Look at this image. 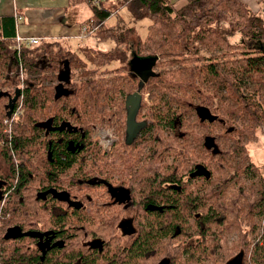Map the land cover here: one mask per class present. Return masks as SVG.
<instances>
[{"label": "trees", "instance_id": "1", "mask_svg": "<svg viewBox=\"0 0 264 264\" xmlns=\"http://www.w3.org/2000/svg\"><path fill=\"white\" fill-rule=\"evenodd\" d=\"M90 4L83 35L110 41L108 50L43 41L19 53L14 32L0 29V196L9 193L12 215L0 227V264H71L75 253L85 255L83 264H264V173L249 151L264 136L263 17L242 0ZM121 6L133 20L149 18L145 37L119 16ZM112 16L119 20L108 24ZM131 52L158 56L164 69L138 80ZM64 64L87 79L58 93ZM137 89L153 103L144 117L155 120L147 128L155 151L140 170L127 166L137 236L125 246L118 232L125 209L105 204L122 147L104 156L91 136L109 123L123 135L124 102ZM53 123L50 131L77 140H43ZM200 167L208 175H196ZM55 195L93 197L85 229L73 226L72 209L45 198ZM52 232L60 248L43 256L35 243ZM94 237L105 241L103 252L86 249Z\"/></svg>", "mask_w": 264, "mask_h": 264}, {"label": "flooded vegetation", "instance_id": "2", "mask_svg": "<svg viewBox=\"0 0 264 264\" xmlns=\"http://www.w3.org/2000/svg\"><path fill=\"white\" fill-rule=\"evenodd\" d=\"M133 45L134 44H132V47ZM132 54L134 56L131 55L133 57H130V60L128 62L129 72L133 74L135 78H137L138 80H145L147 77H150L155 74V70L157 69V62L153 67V69L149 70L145 66H142V64H140L138 56L141 55H136L134 53ZM61 63H64V61H62ZM66 65L67 64H64L66 69L61 68V70L56 71L58 74H60V78L56 82H54L55 84H57L58 93L59 91L60 92L64 91L65 93L68 92L70 83L76 82L72 79L74 71L73 70L70 71ZM42 71L43 72H41L40 75L48 73L47 70H42ZM66 75L68 77L67 79H65ZM137 92L141 95L142 97L141 100L140 98H137L138 97V95H136ZM148 96H149L148 94L143 95L142 90L139 91L138 89L134 90L131 93H128L124 102V110H125L126 118H125L124 127L123 129H121L122 131L121 134L123 135L118 134L116 128L109 123L104 125V140L105 141L108 140L107 143L104 144V147L97 141L95 136L96 132L98 131L97 130L98 128H96L95 132L91 136L92 141H94V143H97V145L101 148L102 152H104V156H112L116 151L117 145L121 144L122 147V149L120 150V162L122 167L120 169V173L118 175L117 180L115 182H112L111 187H109L110 199L108 201V198L106 197L105 199L107 201L105 202V204L109 202L118 203L119 204L118 206H122V208L125 209L121 215V222L118 225V232L119 234L122 235L123 243L125 246H128L132 242V240L135 239L137 236V229L135 228L134 225L136 212L134 208H132V193L130 186L125 184L128 174L129 173L132 174L133 171L130 172V170L127 169V166H130V162H132L134 164V171L140 170L144 165L143 162L147 158H150L152 152L155 151L152 150L148 144L150 140H153L155 134L153 133V136L151 137L147 132V128H149V126L153 122H155V120L148 118L146 119L144 117V114L148 111L147 106L148 105L152 106L153 104L151 100H149ZM128 97H131L129 106L126 105ZM151 106L150 108H152V110L155 111V107H151ZM136 110H138V114L136 117L137 121L136 123L133 124L132 131L130 132V136H129L128 114L130 113L131 115ZM114 122H116V120ZM54 125H55L54 123L51 124L50 127L46 125V127L44 128L45 131L42 133L43 140H46L47 142H51L59 137L66 138V140L70 142H75V140H77L78 137L77 133L69 132V131H64V132L50 131L52 127H58ZM64 125L65 124L62 122L59 126L62 128ZM122 142H125L129 146V148L128 149L125 148ZM135 143H136V148L131 147ZM69 147L71 146L69 145ZM45 150L46 149L43 148V151ZM51 154L52 153L49 152V155ZM3 165L5 166V164ZM169 186L172 187L174 185L170 182H165L164 187L168 188ZM119 189L127 191V194L124 195L125 197L123 198L120 197L121 192H119ZM53 197L54 198H52V196H47L45 198L47 200H53L55 202L54 203L55 206H61L68 209H72L74 211L72 213V216L74 217L76 223L73 224V226L85 229V226L82 225L81 223L90 220L93 214L92 211L96 209V206L88 203L89 201L93 200V197L83 196V195H72V196L55 195ZM94 199L101 200L104 205V197H96ZM66 200L67 203H65ZM55 236H56V232H52L51 235L39 234L38 236L39 241L35 243V245L41 251L40 253L41 255L45 256L48 252L53 253L55 252V250H58V248H60V243L57 242ZM124 239H129V242L125 243ZM96 241H99L100 245ZM85 244L87 245L86 249L90 248L92 250H97L98 252H103L106 246L105 241L100 237L87 239L85 241ZM0 258H2V253L0 254ZM84 260H85V255H78L77 253H75L71 264H83ZM159 264H166V263L161 262Z\"/></svg>", "mask_w": 264, "mask_h": 264}, {"label": "crops", "instance_id": "3", "mask_svg": "<svg viewBox=\"0 0 264 264\" xmlns=\"http://www.w3.org/2000/svg\"><path fill=\"white\" fill-rule=\"evenodd\" d=\"M123 1L106 0V3L115 7ZM242 1L264 19V0ZM93 15L90 0H0V29L5 28L4 32L12 31L14 36L25 38L40 37L44 42L59 41L68 46L71 41L84 40L83 24Z\"/></svg>", "mask_w": 264, "mask_h": 264}, {"label": "rangeland", "instance_id": "4", "mask_svg": "<svg viewBox=\"0 0 264 264\" xmlns=\"http://www.w3.org/2000/svg\"><path fill=\"white\" fill-rule=\"evenodd\" d=\"M184 1H186V0H179L178 2H176V4H178V6H181L184 3ZM120 4L121 3H119V5ZM119 5H116L115 7H114V5H111L110 7L113 10H116L115 8H117ZM119 16L122 17V18H125V20H127V23H128V21H130L128 24L136 26L138 28L140 34H142V36H144V37L146 36L147 26L150 24L149 18H144V19H141V20H133L132 19V15L129 13V11H126V8L121 9V11L119 13ZM117 17L118 16H116V17L112 16L108 20V24H113L117 20H119V18H117ZM128 24H124L123 26H127ZM69 46H71L72 49H77L79 46H85V47L87 46L89 48L90 47L91 48L94 47L95 49L108 50V49L111 48L112 43L110 41L99 42L93 36H86L83 41H79V42L71 41ZM132 53H131V55H133ZM82 56H84V55H82ZM133 56H131V57H133ZM116 65H118V63H115V65L114 64L108 65V66H106V68L108 70H111ZM89 66L91 68H96L97 67V65H89ZM101 67H102V70H103L104 69V65L101 66ZM161 69H164V68L159 67L155 71H159ZM73 71L74 72H73L72 79L74 81L79 83L80 81H83L84 79H87V76L81 75L82 69H77V70H73ZM109 73H113V72H109ZM107 75H108V78L111 76L110 74L106 73V76ZM101 128H104V126H101ZM258 141H259L258 143H252V144L249 145V151H250V154H251V157H252V160L254 161V163H256V165H258L261 168H263L262 169V171H263L262 173H264V136H261ZM119 192H121L120 193V197L121 198L125 197L124 195L127 194V191H125V190L119 189ZM261 221H262L261 224H264V219L263 218L261 219ZM236 238H237V235H234L229 242L232 243V241H235ZM124 242L125 243L129 242V239H124ZM240 261H241V259H239V261H235L234 264H236V263L239 264Z\"/></svg>", "mask_w": 264, "mask_h": 264}, {"label": "built area", "instance_id": "5", "mask_svg": "<svg viewBox=\"0 0 264 264\" xmlns=\"http://www.w3.org/2000/svg\"><path fill=\"white\" fill-rule=\"evenodd\" d=\"M95 3H98L99 0H94ZM19 18L21 19L22 17L19 16ZM83 32H85L87 30V26H83L82 27ZM44 41V39L40 38V37H29V38H25L22 37L20 35L16 36V43L14 45L15 49L20 53L21 49L23 46H34V45H39ZM22 79H24L25 74L22 73ZM24 81L22 83V87H24ZM98 131L96 132L95 136L97 141L104 147V144L107 143V141L104 140V128H98ZM108 136V134H107ZM8 200H9V193L5 192L0 196V227L1 224L3 222V220L5 218H10L11 217V212L10 211H6V207L8 205Z\"/></svg>", "mask_w": 264, "mask_h": 264}, {"label": "water", "instance_id": "6", "mask_svg": "<svg viewBox=\"0 0 264 264\" xmlns=\"http://www.w3.org/2000/svg\"><path fill=\"white\" fill-rule=\"evenodd\" d=\"M138 59L140 61V64H142V66H145L147 69L151 70L155 66V64H156L157 60L159 59V57L158 56H156V57H153V56H144V57L143 56H138ZM132 61H133V59H132ZM17 93H19V90H17ZM137 93H136V95H138L137 98H140V100H141V98H142L141 95L139 93L138 94ZM130 98L131 97H128V99H127V102H126L127 106L130 105ZM137 114H138V110L133 112L131 115H130V113L128 114V134H129V136H130V132L132 131L133 124L136 123V121H137V119H136ZM195 174L196 175H203V174L208 175V173L202 167H200L196 171ZM96 242L100 245L99 241H96Z\"/></svg>", "mask_w": 264, "mask_h": 264}, {"label": "bare ground", "instance_id": "7", "mask_svg": "<svg viewBox=\"0 0 264 264\" xmlns=\"http://www.w3.org/2000/svg\"><path fill=\"white\" fill-rule=\"evenodd\" d=\"M157 62H158V60H157Z\"/></svg>", "mask_w": 264, "mask_h": 264}]
</instances>
